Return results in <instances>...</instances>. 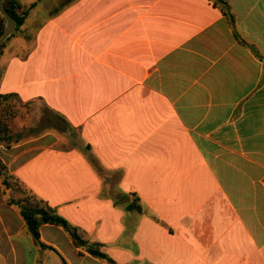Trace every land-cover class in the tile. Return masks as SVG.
Returning a JSON list of instances; mask_svg holds the SVG:
<instances>
[{"label":"crops","instance_id":"0c3cea01","mask_svg":"<svg viewBox=\"0 0 264 264\" xmlns=\"http://www.w3.org/2000/svg\"><path fill=\"white\" fill-rule=\"evenodd\" d=\"M17 1L0 161L112 262L40 250L0 172V264H264V0Z\"/></svg>","mask_w":264,"mask_h":264},{"label":"trees","instance_id":"16d2710c","mask_svg":"<svg viewBox=\"0 0 264 264\" xmlns=\"http://www.w3.org/2000/svg\"><path fill=\"white\" fill-rule=\"evenodd\" d=\"M214 5H219L221 12L225 15L228 20H232V13L229 10V6L225 0H213ZM4 8L14 18L15 28L17 30L22 24L26 10H20L19 3L17 0H4ZM5 25V19L0 14V33L2 32ZM11 35V34H10ZM9 37V36H8ZM7 37V38H8ZM7 38L0 45V52L5 44ZM9 96L0 94V100L5 99ZM10 132L9 126L4 116H0V140L7 137ZM0 172L2 176V183L9 187L11 190L19 189L22 194L16 197L10 198L8 201L17 206L21 217L27 227V230L37 247L42 249H53V247L43 243L39 236V227L44 223H50L61 226L68 235L73 245L83 248L85 251L93 256L106 259L112 262L111 258L108 257L102 250L103 244L99 241H89L85 238L84 232L78 226L71 224L66 218L57 213L55 207L49 205L42 198H38L30 191H28L17 179L13 178L4 170V165L0 161ZM127 209H134L138 212H145V208L139 203L137 196H134L130 202L125 206ZM40 259H38V264Z\"/></svg>","mask_w":264,"mask_h":264},{"label":"rangeland","instance_id":"374dc122","mask_svg":"<svg viewBox=\"0 0 264 264\" xmlns=\"http://www.w3.org/2000/svg\"><path fill=\"white\" fill-rule=\"evenodd\" d=\"M27 9L29 8H26L25 10ZM34 111H35V106L27 110V108L24 105L20 104L17 100L13 98L0 100V116L5 117V120L9 126V130L11 132L15 131L22 124H25L27 122V116H21V115H25L27 112H34ZM14 191L17 193V196L22 194V192L18 188L14 189Z\"/></svg>","mask_w":264,"mask_h":264},{"label":"water","instance_id":"95a60500","mask_svg":"<svg viewBox=\"0 0 264 264\" xmlns=\"http://www.w3.org/2000/svg\"><path fill=\"white\" fill-rule=\"evenodd\" d=\"M0 14L5 19V25L0 33V45L1 43L12 33L15 28L14 18L4 8V0H0Z\"/></svg>","mask_w":264,"mask_h":264}]
</instances>
